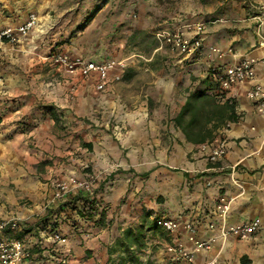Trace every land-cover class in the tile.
Masks as SVG:
<instances>
[{
    "label": "crops",
    "instance_id": "obj_1",
    "mask_svg": "<svg viewBox=\"0 0 264 264\" xmlns=\"http://www.w3.org/2000/svg\"><path fill=\"white\" fill-rule=\"evenodd\" d=\"M36 1L42 13H75L76 18L97 3ZM260 4L264 0H106L97 4L85 40L79 39L76 44H81L68 54L123 61L124 67L110 72L120 73L122 82L113 81L103 91L95 88L94 76L69 75L54 65L45 47L19 43V39L5 42L0 47V217L18 215L30 225L45 219L54 181L82 178L92 171L99 178L94 195L106 208L104 225H97L95 214L79 217L72 210L48 216L59 223L63 240L56 246L69 264H116L123 255L116 248L123 230L144 219L149 223L173 219L176 229L170 233L157 226L148 232L144 247L138 250L140 264L147 260L187 264L166 250L176 241H182L198 263L214 259V264H264V105L258 107L246 95L252 83L264 88V62L257 63L253 82L233 86L221 99L216 96V80L209 77L210 69L220 71L243 58L264 56V48L257 46L255 16ZM198 22H204L206 30L201 51L194 56H180L154 39L149 56L117 57L135 33L153 35L159 29ZM261 28L264 36V16ZM211 47L222 53L212 52ZM99 54L100 59L93 58ZM195 90L234 105L236 118H225L213 134L221 132L227 139L226 154L215 162L201 150L209 140L187 141L174 123ZM57 124L67 127L64 133L59 134ZM220 195L229 200L225 217L216 209ZM80 204L76 202L79 209ZM49 207L58 208L57 204ZM254 219H259L260 227L248 239L219 235L222 227ZM186 223L193 225L196 239L214 238L209 250H194ZM34 232L17 234L28 241L27 247L40 236L43 246L51 243L42 232L32 236Z\"/></svg>",
    "mask_w": 264,
    "mask_h": 264
},
{
    "label": "built area",
    "instance_id": "obj_2",
    "mask_svg": "<svg viewBox=\"0 0 264 264\" xmlns=\"http://www.w3.org/2000/svg\"><path fill=\"white\" fill-rule=\"evenodd\" d=\"M258 14L255 19L258 22L256 33L258 35L257 46L264 48V36L262 34V21L264 16V4L256 6ZM36 14L29 13L26 21L19 27L0 28V47L5 43L17 41L19 34H24L36 22ZM191 28V29H188ZM192 30V33L189 31ZM206 26L204 22L195 23L193 26L178 27L173 30L159 29L154 32V37L160 46H168L170 50L183 57L194 56L201 51L202 35L205 33ZM212 52L221 54L220 49L210 48ZM50 61L69 75L79 74L83 78L95 77V88L99 91L106 89L109 83L121 79V74L110 75V72L116 67H124V63L119 59L106 60H88L83 57H71L66 52H54L49 55ZM259 61L264 62V56L260 59L243 58L240 61L227 65L223 70H209V77L216 80L218 84L217 97L222 98L221 94L235 85L250 83L255 79L256 65ZM247 97L255 99L258 107L264 105V88L258 82L252 83L246 91ZM201 150L207 153V159L215 162L224 157L227 152V139L222 133H218L211 140L201 145ZM98 175L94 172H88L82 178H66L54 181V191L49 205L58 204L74 191L91 192L98 182ZM229 200L225 195H220L217 199L216 209L220 216L225 217L228 212ZM166 231L173 233L176 229V223L173 219H161L156 221ZM27 225L26 218L18 215H10L6 218L0 217V264H31L29 252L23 239L8 235L7 230L20 232ZM212 228L214 225L209 224ZM260 227L259 219L250 222L241 223L236 226L222 227L220 237L225 238L228 235H234L239 239H248ZM185 228L189 232L187 238L194 245L195 251L209 250L214 238L209 240H199L195 238L194 227L191 223H186ZM51 242H60L63 236L58 232L48 235L46 230H41ZM48 235V236H47ZM166 250L173 254L175 258L183 259L187 264H214L215 260L210 259L204 263L196 262L192 254L188 252L182 241H176L166 247ZM49 256L56 259L59 264H68L66 257H55L50 252Z\"/></svg>",
    "mask_w": 264,
    "mask_h": 264
},
{
    "label": "trees",
    "instance_id": "obj_3",
    "mask_svg": "<svg viewBox=\"0 0 264 264\" xmlns=\"http://www.w3.org/2000/svg\"><path fill=\"white\" fill-rule=\"evenodd\" d=\"M97 4L98 3H96V5ZM96 5L87 13L88 21L92 20L98 11L99 7ZM53 116L55 119L57 118L55 113H53ZM225 118L228 120H234L236 118L232 102H219L210 93L203 90H195L188 95L186 102L174 118V123L185 135L187 141L203 143L213 137L215 130L223 123ZM210 123L211 125L207 126V124ZM94 189L95 187L91 192L85 193L79 190L76 193L70 194L57 204V209L48 207V216L52 214V212L58 213L59 211L63 212L65 210L76 211L79 217H85L87 215L92 216L95 214L98 216L96 219L97 225L103 226L106 208L101 206L96 199ZM77 201L81 202L80 209L76 205ZM48 216L45 219H40L38 222H33L31 225L27 223L21 232L24 230L31 232L34 229L35 232L32 233V236L38 237L40 236L39 232H41V230H46L48 235L53 232L60 233L58 221H49ZM157 226L159 225L156 223H149L144 219L136 227H127L124 229L121 238L118 239L116 243V248L123 252V255L119 257L116 264H140L141 261L139 260L138 250L144 247L147 233L155 231ZM6 232L8 235L14 234L10 229ZM17 237L23 239L27 247V244H29L28 241L24 237L18 236V234ZM41 237L42 236H40V239ZM44 237L46 236L44 235ZM40 239L37 240L33 246L27 247L31 264H59L56 259L49 256L50 252H52V255L55 257H66L67 259V256L62 255L57 248V242H51L49 245L43 246ZM51 259H53V262ZM145 264L153 263L147 260Z\"/></svg>",
    "mask_w": 264,
    "mask_h": 264
},
{
    "label": "rangeland",
    "instance_id": "obj_4",
    "mask_svg": "<svg viewBox=\"0 0 264 264\" xmlns=\"http://www.w3.org/2000/svg\"><path fill=\"white\" fill-rule=\"evenodd\" d=\"M79 2L82 3L83 0H79ZM104 2V0H97L98 5L100 6ZM58 6L61 5L58 3ZM29 12L35 13L37 19L33 27L29 28L24 34L18 35L17 41L19 39V43H36L39 47H45V51H47L46 54L54 52H66L72 54L78 45L81 44V42L79 44H76V42L79 41V39L86 37L85 29L89 24L87 14L76 18L75 13L71 15H56L54 12L42 13L37 7L36 0H0V28L19 27L22 25ZM154 39V34L152 35L146 32L135 33L129 36L128 44L124 47L122 54L117 57H126L135 53L149 56L153 50ZM24 50L26 51V49ZM102 51L105 50L102 49ZM163 55H165V53L160 54L159 56L162 57ZM98 56L99 58H96V56L93 58L100 59L101 55L99 54ZM81 57L86 59L84 56ZM103 58L108 57L104 56ZM114 82H122V77L120 80ZM45 108L49 110L48 105L45 106ZM56 114L58 115L61 113L56 112ZM65 128L67 127L62 124H57L59 134L64 133ZM86 173H88V171ZM159 227L166 232V230L160 225ZM17 233L18 232H15L11 235L17 237Z\"/></svg>",
    "mask_w": 264,
    "mask_h": 264
}]
</instances>
